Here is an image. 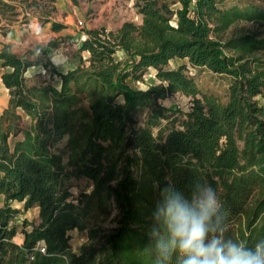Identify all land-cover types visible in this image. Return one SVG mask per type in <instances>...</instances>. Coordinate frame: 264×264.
<instances>
[{"label":"trees","instance_id":"obj_1","mask_svg":"<svg viewBox=\"0 0 264 264\" xmlns=\"http://www.w3.org/2000/svg\"><path fill=\"white\" fill-rule=\"evenodd\" d=\"M15 1L0 0L2 36L20 14ZM20 2L44 22L56 10L55 0ZM179 2L136 0L140 25L88 29L77 66L62 72L49 60V78L39 84L26 77L35 63L1 43L10 102L0 114V195L38 208L39 219L23 222L19 243L13 224L20 211L0 207V264H155L148 235L155 185L186 190L197 178L217 189L229 236L249 245L264 239V7ZM238 23L257 30L225 40ZM178 61L184 63L172 68ZM190 67L230 77L225 99L204 92ZM151 69L158 84H129ZM178 94L191 99L189 111L163 105ZM19 110L31 118L30 129L21 128ZM73 179L89 181L92 191L73 198ZM110 217L114 225L104 227ZM74 230L87 236L79 253Z\"/></svg>","mask_w":264,"mask_h":264},{"label":"rangeland","instance_id":"obj_2","mask_svg":"<svg viewBox=\"0 0 264 264\" xmlns=\"http://www.w3.org/2000/svg\"><path fill=\"white\" fill-rule=\"evenodd\" d=\"M11 2V0H5ZM21 0L13 2L19 6V15L14 20V25L23 26L30 23L31 28L23 26L29 29L30 39L26 46H19L18 49L23 55H27L28 58L34 60L40 67L41 72L33 75V83L39 84L49 78L48 72L44 68L45 63L49 60L62 72H66L69 68H75L78 64L79 48L81 45V37L86 33L88 29L107 28L108 30H115L124 22H134L137 25L142 23V15L138 11V7L135 5L136 0H82L79 6H74L71 0H55L56 10L51 16L50 22H44L38 17H35L33 12L28 10V14L23 12ZM172 3L173 7L181 6L179 0H168ZM251 3L258 4L264 7V0L258 2L257 0H227V5L231 6L237 4L245 6ZM25 6L26 3L23 2ZM82 22L83 26L80 25ZM54 23L63 24L65 27L59 31L53 29ZM7 20L0 25V35H2V29H6ZM12 26H9L8 31ZM257 30V27L253 24L238 23L234 25L224 36L225 40L234 38L241 34L252 32ZM50 43H54L50 46ZM47 51L44 54L43 51ZM83 56L87 57V53H83ZM184 63V61L173 62L171 67H176L178 64ZM39 68L31 71H38ZM191 72L194 73V77L199 83L204 92L213 93L225 99L228 88L232 82V79L228 76H221L212 73L207 69H196L191 67ZM129 84L135 89H147L150 85L158 84L155 76V70L151 69L145 76L144 81L136 82L129 80ZM52 84L58 88L60 78L55 77L52 80ZM2 95L0 94V114H2L8 107L9 102L2 104ZM163 105L168 108L176 109V111L186 112L191 107V99L182 95H174L162 101ZM22 115L21 128L30 129L31 118L19 110ZM140 124H144L147 119V112H141L138 115ZM23 135H20L18 139H21ZM67 137L56 145L57 153L63 152L66 144ZM70 191L73 194V198H77L81 193H90L93 189L91 183L87 180H71L68 183ZM10 204L13 208L20 211L18 217H16L14 226L18 228V235L16 241L21 243L23 241L22 225L25 220L30 222H37L39 219L38 208H32L26 210L24 208V202H7L4 196L0 195V207ZM111 218L104 224V227H111L114 223ZM72 234V249L74 252H79L81 246L87 241L86 233H82L78 230L71 232Z\"/></svg>","mask_w":264,"mask_h":264},{"label":"clouds","instance_id":"obj_3","mask_svg":"<svg viewBox=\"0 0 264 264\" xmlns=\"http://www.w3.org/2000/svg\"><path fill=\"white\" fill-rule=\"evenodd\" d=\"M155 187L159 200L148 233L155 264H264V239L249 245L227 234L223 202L209 182Z\"/></svg>","mask_w":264,"mask_h":264},{"label":"crops","instance_id":"obj_4","mask_svg":"<svg viewBox=\"0 0 264 264\" xmlns=\"http://www.w3.org/2000/svg\"><path fill=\"white\" fill-rule=\"evenodd\" d=\"M23 26H28V27L31 28L32 25L30 23H28V24L23 25ZM23 26L14 25L8 31L6 36L0 35V51L2 49V44L1 43H7V44L12 45L14 51L21 58L34 62L35 65L30 67L28 69L27 73H26V77L29 78V79H32V77H34L33 75L39 74L41 72L40 67H42V66L38 65L34 60L28 58L27 55H23L22 52H20L19 49H18V47L21 46V45L22 46H26V44L28 43V41L30 39V36H31L30 34H28L29 29L25 28ZM36 68H39V70L38 71H31V70L36 69ZM73 69L74 68H69V69H67V71L73 70ZM5 71H6V69L2 67V62L0 61V94L3 96L2 97V102H1L2 104H5V102H10L9 89L6 88V86L3 83V79H2V76H3ZM60 83L62 84L61 79H60ZM58 89H61V85L58 87ZM76 253H79V252H76Z\"/></svg>","mask_w":264,"mask_h":264},{"label":"built area","instance_id":"obj_5","mask_svg":"<svg viewBox=\"0 0 264 264\" xmlns=\"http://www.w3.org/2000/svg\"><path fill=\"white\" fill-rule=\"evenodd\" d=\"M195 2H196V0H193V3H195ZM174 24H175V23H174ZM80 25L83 26L82 22H80ZM86 38H87V35H86V33H85V34L81 37V43L84 42V41L86 40ZM190 69H191V67H190ZM190 74H191V75H194V73L191 72V70H190ZM41 251H42L43 253H46V248H45V247H41Z\"/></svg>","mask_w":264,"mask_h":264}]
</instances>
